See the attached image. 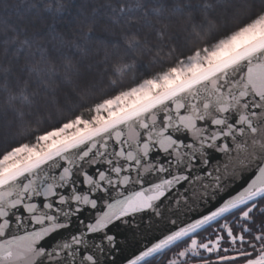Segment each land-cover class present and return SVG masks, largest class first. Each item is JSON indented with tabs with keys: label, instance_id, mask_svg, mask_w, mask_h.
<instances>
[{
	"label": "snow or ice",
	"instance_id": "snow-or-ice-1",
	"mask_svg": "<svg viewBox=\"0 0 264 264\" xmlns=\"http://www.w3.org/2000/svg\"><path fill=\"white\" fill-rule=\"evenodd\" d=\"M0 264H264V0H0Z\"/></svg>",
	"mask_w": 264,
	"mask_h": 264
},
{
	"label": "water",
	"instance_id": "water-1",
	"mask_svg": "<svg viewBox=\"0 0 264 264\" xmlns=\"http://www.w3.org/2000/svg\"><path fill=\"white\" fill-rule=\"evenodd\" d=\"M191 138L189 137V140H190ZM209 167L211 168V165H209ZM240 183H243V181L242 180H238V182H237V184L235 185V187H239V184ZM199 194V193H198ZM227 193H225V195H226ZM209 206H211V205H209ZM203 209H201V211H202ZM52 238L50 237L49 238V240H51ZM132 251H133V249H127L126 251H125V253H124V256H130L131 254H132ZM122 259H123V257H122Z\"/></svg>",
	"mask_w": 264,
	"mask_h": 264
}]
</instances>
